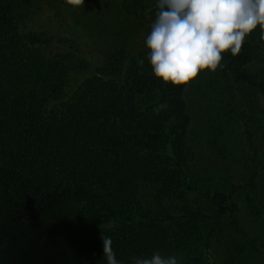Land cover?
Here are the masks:
<instances>
[{"label":"trees","instance_id":"obj_1","mask_svg":"<svg viewBox=\"0 0 264 264\" xmlns=\"http://www.w3.org/2000/svg\"><path fill=\"white\" fill-rule=\"evenodd\" d=\"M34 1L0 0V264H106L103 236L129 264L134 255L167 252L172 226L193 217L210 218V234L226 247L217 254L207 239L208 264H248L252 253L229 239L243 232L233 216V194L216 192L211 216L189 200L194 153L187 85L163 83L146 58L144 39L156 0L117 1L118 15H109L112 25L103 32L110 47L101 52L99 64L80 55L79 40L30 25L24 9ZM49 1L66 11L88 0ZM123 20L139 25L136 41H126L131 29ZM222 55L218 71L244 91V117L261 123L264 135L259 29L239 54ZM80 71L87 75L72 87L73 73ZM143 185L154 188L150 206L142 201ZM247 187H255L254 177ZM65 201L80 207L78 217L88 227L57 222L46 232L42 218ZM247 211L263 216V189L247 195ZM228 213L232 216L225 221Z\"/></svg>","mask_w":264,"mask_h":264},{"label":"rangeland","instance_id":"obj_2","mask_svg":"<svg viewBox=\"0 0 264 264\" xmlns=\"http://www.w3.org/2000/svg\"><path fill=\"white\" fill-rule=\"evenodd\" d=\"M117 1L88 0L65 11L49 0H35L24 12L30 25L57 36L79 40L80 55L91 56L99 64L103 58L101 52L110 47L103 32L112 25V16L109 15H118ZM123 26L131 29L126 41H136L139 25L131 20H123ZM139 44L137 40V46ZM258 67L256 64L254 69ZM86 75V71L73 73L72 87ZM244 98L241 87L218 69L215 72L203 71L187 84L189 143L194 153L190 169L188 167L190 184L194 188L188 191V197L194 208L211 216L214 212L211 197L216 192L226 196L232 193L235 203L233 216L240 220L243 232L237 236L229 235V239L248 248L252 253L250 264H264V213L262 217H255L247 211V195L260 193L262 189L264 192V135L259 128L261 123L254 124L244 117V112L248 111ZM252 177L255 187L248 188L247 183ZM232 183L240 186L233 187ZM153 195L154 188L142 186L144 204L150 206ZM79 209L76 203L65 201L46 214L42 218L46 232L57 222L87 228L88 223L78 217ZM231 216V213L226 214L224 220L228 221ZM177 223L172 226L171 246L163 254L177 255L181 261L199 258L201 264H208L204 246L207 239H210L209 247L217 254L226 251V247L220 246L215 236L210 234V218H180Z\"/></svg>","mask_w":264,"mask_h":264},{"label":"clouds","instance_id":"obj_3","mask_svg":"<svg viewBox=\"0 0 264 264\" xmlns=\"http://www.w3.org/2000/svg\"><path fill=\"white\" fill-rule=\"evenodd\" d=\"M257 29L264 39V0H156L155 19L144 39L149 50L146 58L157 79L186 86L199 73L223 67L222 54H239L246 38ZM137 63L142 66L144 60ZM102 241L106 264H124L111 238L103 236ZM129 264L182 261L177 255L153 250L149 255L132 256Z\"/></svg>","mask_w":264,"mask_h":264},{"label":"snow or ice","instance_id":"obj_4","mask_svg":"<svg viewBox=\"0 0 264 264\" xmlns=\"http://www.w3.org/2000/svg\"><path fill=\"white\" fill-rule=\"evenodd\" d=\"M72 2H73V3H78V2H79V0H72Z\"/></svg>","mask_w":264,"mask_h":264}]
</instances>
